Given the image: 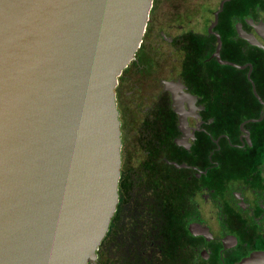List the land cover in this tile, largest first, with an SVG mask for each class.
Segmentation results:
<instances>
[{
	"label": "flooded vegetation",
	"instance_id": "af4514ba",
	"mask_svg": "<svg viewBox=\"0 0 264 264\" xmlns=\"http://www.w3.org/2000/svg\"><path fill=\"white\" fill-rule=\"evenodd\" d=\"M114 95L117 203L87 264L263 252L264 0H152Z\"/></svg>",
	"mask_w": 264,
	"mask_h": 264
},
{
	"label": "water",
	"instance_id": "95a60500",
	"mask_svg": "<svg viewBox=\"0 0 264 264\" xmlns=\"http://www.w3.org/2000/svg\"><path fill=\"white\" fill-rule=\"evenodd\" d=\"M151 3L0 0V264L94 263L117 203L114 89Z\"/></svg>",
	"mask_w": 264,
	"mask_h": 264
},
{
	"label": "rangeland",
	"instance_id": "374dc122",
	"mask_svg": "<svg viewBox=\"0 0 264 264\" xmlns=\"http://www.w3.org/2000/svg\"><path fill=\"white\" fill-rule=\"evenodd\" d=\"M217 117L219 118V115H217ZM125 152L129 154V144H127L126 148H124V153Z\"/></svg>",
	"mask_w": 264,
	"mask_h": 264
}]
</instances>
